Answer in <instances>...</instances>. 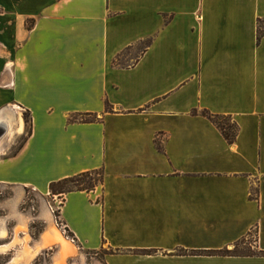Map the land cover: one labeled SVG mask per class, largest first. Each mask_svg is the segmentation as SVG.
Segmentation results:
<instances>
[{
  "label": "crops",
  "instance_id": "obj_1",
  "mask_svg": "<svg viewBox=\"0 0 264 264\" xmlns=\"http://www.w3.org/2000/svg\"><path fill=\"white\" fill-rule=\"evenodd\" d=\"M263 24L264 0H0V110L31 121L0 184L48 197L105 175L57 196L73 238L44 212L33 258L264 264ZM204 113L231 117L236 141ZM81 114L97 120L69 122ZM253 234L256 256L207 254Z\"/></svg>",
  "mask_w": 264,
  "mask_h": 264
},
{
  "label": "rangeland",
  "instance_id": "obj_2",
  "mask_svg": "<svg viewBox=\"0 0 264 264\" xmlns=\"http://www.w3.org/2000/svg\"><path fill=\"white\" fill-rule=\"evenodd\" d=\"M264 28V24L262 25ZM20 113L24 130L21 134L11 138L13 147L8 153L12 155L20 149L27 140L31 132V122L29 114L19 108H15ZM56 196L43 197L38 192L30 188H17L0 184V264H52L57 255V248L46 250L42 254L30 260V257L22 258L24 250L33 253V247L40 239L46 228L43 217L47 212L56 224L67 232L60 222L59 206ZM54 199V200H53ZM4 232L5 235L1 236ZM70 238V237H69ZM255 235H251L240 243L235 251L239 253L254 252ZM232 248L231 250H234ZM106 251L97 253L84 252L80 256L73 258L67 264H99V261ZM35 254V253H34ZM21 255V256H20Z\"/></svg>",
  "mask_w": 264,
  "mask_h": 264
},
{
  "label": "trees",
  "instance_id": "obj_3",
  "mask_svg": "<svg viewBox=\"0 0 264 264\" xmlns=\"http://www.w3.org/2000/svg\"><path fill=\"white\" fill-rule=\"evenodd\" d=\"M33 25H34L33 21L28 22L29 28H31ZM204 115L215 124V126L221 131L225 139L230 144H233L236 141L238 133H239V126L237 125L236 122L233 121L231 117L211 115L209 113H204ZM96 120H97V117L92 114H81V115L71 116L69 119V122L70 123H74V122L90 123V122H95ZM30 135H31V132L29 133V136ZM104 179H105V175H104L103 170L82 173L74 177L66 178V179L51 183L50 184V195L52 197L54 196L65 197L69 193L76 192V191L91 192V191L96 190L98 187L102 186L104 184ZM65 231L67 232L68 237L73 238V235L69 232L68 229H65ZM240 243L235 245L234 250L225 249V250L218 251V252H209L207 254L215 255V256H243V255L256 256L257 255L255 252L239 253L235 251ZM261 255L264 256V252H262Z\"/></svg>",
  "mask_w": 264,
  "mask_h": 264
},
{
  "label": "bare ground",
  "instance_id": "obj_4",
  "mask_svg": "<svg viewBox=\"0 0 264 264\" xmlns=\"http://www.w3.org/2000/svg\"><path fill=\"white\" fill-rule=\"evenodd\" d=\"M22 129V118L15 111H13L12 108L0 110V133L5 132L2 136H0V155L3 154V146L8 145L10 139L17 133L21 132ZM4 235L5 233L2 232L1 236ZM26 256H29L30 259H32L34 255L29 250H25L22 254V258L24 259Z\"/></svg>",
  "mask_w": 264,
  "mask_h": 264
},
{
  "label": "built area",
  "instance_id": "obj_5",
  "mask_svg": "<svg viewBox=\"0 0 264 264\" xmlns=\"http://www.w3.org/2000/svg\"><path fill=\"white\" fill-rule=\"evenodd\" d=\"M55 198H57V196ZM62 204H63L62 201L57 202V205L59 206V209L61 208Z\"/></svg>",
  "mask_w": 264,
  "mask_h": 264
},
{
  "label": "water",
  "instance_id": "obj_6",
  "mask_svg": "<svg viewBox=\"0 0 264 264\" xmlns=\"http://www.w3.org/2000/svg\"><path fill=\"white\" fill-rule=\"evenodd\" d=\"M5 132L0 133V136H2Z\"/></svg>",
  "mask_w": 264,
  "mask_h": 264
}]
</instances>
